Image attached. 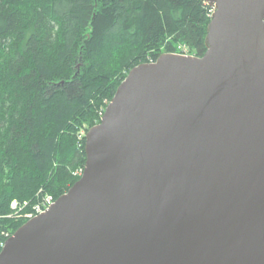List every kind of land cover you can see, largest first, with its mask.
Here are the masks:
<instances>
[{
    "label": "water",
    "instance_id": "water-1",
    "mask_svg": "<svg viewBox=\"0 0 264 264\" xmlns=\"http://www.w3.org/2000/svg\"><path fill=\"white\" fill-rule=\"evenodd\" d=\"M203 1L205 54L129 71L0 264H264V0Z\"/></svg>",
    "mask_w": 264,
    "mask_h": 264
},
{
    "label": "trees",
    "instance_id": "trees-1",
    "mask_svg": "<svg viewBox=\"0 0 264 264\" xmlns=\"http://www.w3.org/2000/svg\"><path fill=\"white\" fill-rule=\"evenodd\" d=\"M203 0H0V244L27 220L14 199H57L81 177L86 136L136 65L204 55ZM2 247L0 245V251Z\"/></svg>",
    "mask_w": 264,
    "mask_h": 264
},
{
    "label": "built area",
    "instance_id": "built-area-1",
    "mask_svg": "<svg viewBox=\"0 0 264 264\" xmlns=\"http://www.w3.org/2000/svg\"><path fill=\"white\" fill-rule=\"evenodd\" d=\"M179 51L182 54H192L190 52V49L187 45L182 44L179 46ZM84 172V168H80L76 173L82 175ZM41 194L39 200L37 203H34V206L32 207V210L27 212V209L30 207L31 203L30 201H19L17 199L13 200L11 207H12V212L8 214V217L10 218H15V217H21V216H26L28 219L32 218L44 211H46L50 206L55 202V197L49 193L44 192L43 189L39 191V195ZM33 205V204H32ZM31 205V206H32ZM25 210V213L22 214V212ZM27 212V213H26Z\"/></svg>",
    "mask_w": 264,
    "mask_h": 264
},
{
    "label": "rangeland",
    "instance_id": "rangeland-1",
    "mask_svg": "<svg viewBox=\"0 0 264 264\" xmlns=\"http://www.w3.org/2000/svg\"><path fill=\"white\" fill-rule=\"evenodd\" d=\"M102 115H103V114H102ZM40 196H41V194L39 195V198H40ZM39 198L37 199V201L39 200ZM14 200H15V199H14ZM27 201H30L31 205L33 204L32 206L30 205V207L27 209V212H28V210H29V212H30V211L32 210V207L34 206V203H37V201H34V202H32L31 200H27ZM12 202H13V201H12ZM11 204H12V203H11ZM11 208H12V207H11ZM11 212H12V210H11ZM11 212H10V213H11ZM27 212H26V213H27ZM10 213H9V214H10ZM24 213H25V210L22 212V214H24ZM7 216H8V215H7ZM0 218H1V217H0ZM13 219H15V220H28V218H27L26 216L15 217V218H13ZM9 233H10V231H4V232H3V234H4L7 238L13 234V233H12V234L10 235ZM7 238H6V239H7ZM4 242H5V241H4ZM4 242H3V241L1 242V244H0L1 247H3Z\"/></svg>",
    "mask_w": 264,
    "mask_h": 264
}]
</instances>
